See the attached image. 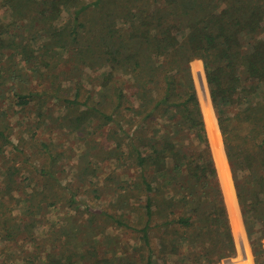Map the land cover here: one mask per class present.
Instances as JSON below:
<instances>
[{
  "label": "trees",
  "instance_id": "16d2710c",
  "mask_svg": "<svg viewBox=\"0 0 264 264\" xmlns=\"http://www.w3.org/2000/svg\"><path fill=\"white\" fill-rule=\"evenodd\" d=\"M67 4H71L70 20L62 27L53 25L60 6ZM2 6L11 12V20L0 24V85L8 88L14 104L23 107L36 98L45 101L44 95L53 96L64 101V116L72 128L83 127L89 119L99 126H113L108 137L114 145L103 150L100 160L126 164L133 169L132 176L115 188L111 205L118 212L89 205L85 210L94 218L102 214L139 233L140 248L145 251L140 264H157L151 234L161 227L176 234L170 245L160 247L164 251H175L184 242L192 258L206 264L235 254L189 67L192 59H202L243 221L249 229V216L262 223L253 245L255 254L260 252L264 236V0H3ZM88 9L94 15L90 24L81 17ZM23 22L26 33L20 30ZM42 30L43 40L33 43ZM62 49L75 52L72 58L77 60L71 61L65 78L75 77L88 65L93 71L89 75L95 84L93 94L77 82L72 97L70 87L58 81L54 70L57 61H63ZM21 67L37 80L47 77L50 83L41 92L18 87L15 83L27 80ZM81 93H86L82 100ZM157 117L163 121L154 127ZM8 122L6 109L0 107V237L4 241L23 230L31 232L37 216L49 206L62 203L78 208L79 185L87 180L92 185L95 180L94 167L84 157L76 165V183H61L56 164L65 153L57 151L52 141L33 140L30 147L39 142L44 161H27L28 139L22 132L13 143ZM41 125L38 119L27 133L33 135ZM8 145L12 146L9 153ZM20 153L24 167L15 160ZM24 171L33 182L30 190L26 189L30 183L17 182ZM20 201L25 204L21 216L30 219L18 224L7 213L12 210L9 203ZM122 210L129 211L126 217ZM75 226L71 230H81ZM99 262L98 258L93 264Z\"/></svg>",
  "mask_w": 264,
  "mask_h": 264
},
{
  "label": "rangeland",
  "instance_id": "374dc122",
  "mask_svg": "<svg viewBox=\"0 0 264 264\" xmlns=\"http://www.w3.org/2000/svg\"><path fill=\"white\" fill-rule=\"evenodd\" d=\"M77 1L80 3H87L93 0ZM2 4L3 0H0V24H10L11 12L9 13L8 10H6V6H2ZM60 8L61 11L59 17L54 19L52 24L62 27L68 22V20H70L72 10L71 4H67L66 6L61 5ZM93 16L92 9H88L85 15H81L87 24H90V20ZM34 24L37 25V23ZM22 25L23 26L20 30H22L23 33H26L27 29L24 25L27 24L23 22ZM16 26L17 27H11L13 31L18 28L17 24ZM40 32L41 36L36 40H32L33 43H39L43 40L42 37L44 36V32L43 30ZM60 51L62 52L61 55L63 56V61H57V68L54 70V73L58 74V81L61 82L62 86L70 87V96L72 97L77 82L80 84L84 83L86 89L93 94L95 84H91L90 82L89 75L93 73L91 68L87 65L83 67L80 72H76L77 75L75 77L71 76L70 78H65L67 71L71 66V61L75 60L77 62V60L75 59V56L72 58V54L75 55V52L63 49ZM70 52V58H68ZM78 66L79 65L77 64L76 68ZM189 67L201 109L203 103L209 105L219 131L202 59H192L189 63ZM21 69L23 71V78H26L27 80L22 84L15 83L20 88L25 89L26 87H32L34 91L41 92V89H44V87H46L51 81L50 79L48 80L47 77L37 80L34 78L35 76H32L30 73H25L27 69L23 67H21ZM124 81L126 84L129 83L127 77H124ZM0 90L2 91L0 92V107L6 109L9 121L8 125L13 128L10 134L11 141L17 143L18 137L22 132L25 133V136L28 139V142L25 143V146H28V149L26 150L28 153L26 158L27 161L33 158L35 163L44 161L43 157L41 158V154L38 152L39 142H36L37 147H30L33 140L46 142L52 141L55 143V149L57 151L63 150L65 153L64 160L62 162L58 161L56 164L58 166L57 176L61 177L60 182L63 184L72 183L74 185L76 183L74 178L76 165H78V162L82 164L83 158L86 157L87 160L91 161L95 170V180L92 185L98 189L96 194L93 192L89 193L88 189L93 187L87 180L84 182V185H79L81 193L77 196L80 201L78 208H71L68 205L57 203L56 205L49 206L44 214H39L37 216L35 220V228L32 229L31 232L23 230L11 241L1 240L0 237V264H93V261L98 258L101 259V262L96 264L142 263L140 260V254L145 251L140 248L141 238L139 233L126 226L116 225L112 219H108L102 214L97 213V216H95L96 218H94L90 212L85 210L86 205H89L94 209L101 208L106 211L118 212L117 206L111 205V202H114L116 199L115 188L121 183H123V185L125 182L128 183L131 179V172L133 169L128 168L126 164H116L112 159L101 158L100 160L103 150L108 151V149H111L114 145V139L111 140L108 137V133H111L113 126L111 124L99 126L97 121L89 119L83 124V127L72 128L69 118H65L64 116L67 115V109L62 99H56L53 96H47L46 98L44 95L43 98L46 99L45 101L40 102L39 99L36 98L32 100L29 105L21 107L14 104L7 87L0 85ZM63 92L64 89H61L60 93ZM85 95L86 93H81L80 99H84ZM94 97L96 96L94 95ZM126 103H128V101ZM43 112H45V116L41 115L39 118L38 115ZM125 115L128 116L127 112ZM38 119L39 122H42V125L39 126L40 129L36 130L33 135H29L27 133L29 128L35 125V122H37ZM158 119L159 117L155 119L154 123L152 122L154 127H156V122L163 121ZM126 122L125 118V123ZM24 128L25 131L23 130ZM152 130H155V128ZM157 133L158 132H156L155 135H157ZM219 134L221 137L222 151L225 155L220 131ZM11 148L12 146L8 145V153ZM10 155L12 156V154ZM225 159L235 200V216L231 212L230 205L227 203L224 193L223 197L228 211L235 254L230 257L222 258L217 264H264V236L260 240L261 246L258 254H255V247H253L255 244V237L261 233L258 232V229H260L262 223L255 218L252 219L250 216L248 217V223L250 224L251 229H249L244 223L226 155ZM15 160L16 163L17 160H21L19 166L24 167V156L21 153ZM26 176V171L22 172L17 176V182L22 185L30 183L26 188L27 190H30L33 182H30ZM219 182L222 188L221 181L219 180ZM9 204H11L12 210L10 213L8 212L7 215L16 218V223L21 224L25 219H30V217L24 215L21 216L22 209L25 206L22 201L19 203L11 202ZM122 212L123 217H126L125 215L129 213L128 210L126 212L122 210ZM131 215L134 217L135 211H133ZM234 218L237 219L240 226V236L235 233L232 222ZM89 219L92 221L91 224L88 222ZM75 225H78L81 230H71L76 227ZM88 225H91V227L86 229ZM175 236L176 234L172 230H166L164 227H161L160 229L156 228L155 232L151 234V240L155 246L157 264H206L203 260L196 262V259L194 257L192 258V253L186 248L184 242H182L181 246L175 251H171L169 248L165 249L171 251L169 252L160 248L164 247L166 244L170 245ZM138 246L139 249L137 250ZM102 258L108 259L110 262H102ZM65 259L67 262L64 261Z\"/></svg>",
  "mask_w": 264,
  "mask_h": 264
},
{
  "label": "bare ground",
  "instance_id": "6f19581e",
  "mask_svg": "<svg viewBox=\"0 0 264 264\" xmlns=\"http://www.w3.org/2000/svg\"><path fill=\"white\" fill-rule=\"evenodd\" d=\"M202 111H203L207 134H208L209 141L211 144L212 154H213L215 165L217 167L218 175L220 178L219 180L221 181V184H222L223 193H224V196H226L225 198L227 199V203H229L230 205L232 214L235 216V213H234L235 212V208H234L235 200H234V196L232 193V188L230 184V178H229L225 155L222 151L221 137H220L219 131L215 123V118L212 115L209 105L203 103ZM232 222H233L235 233H237L238 236H240L241 230H240V226L238 224L237 219L234 218Z\"/></svg>",
  "mask_w": 264,
  "mask_h": 264
}]
</instances>
